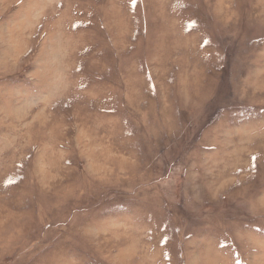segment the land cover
<instances>
[{
    "label": "rangeland",
    "instance_id": "rangeland-1",
    "mask_svg": "<svg viewBox=\"0 0 264 264\" xmlns=\"http://www.w3.org/2000/svg\"><path fill=\"white\" fill-rule=\"evenodd\" d=\"M0 264H264V0H0Z\"/></svg>",
    "mask_w": 264,
    "mask_h": 264
}]
</instances>
